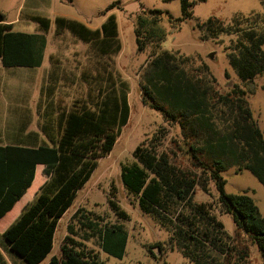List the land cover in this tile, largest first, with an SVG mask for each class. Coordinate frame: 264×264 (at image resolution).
<instances>
[{
	"label": "trees",
	"instance_id": "1",
	"mask_svg": "<svg viewBox=\"0 0 264 264\" xmlns=\"http://www.w3.org/2000/svg\"><path fill=\"white\" fill-rule=\"evenodd\" d=\"M180 1L183 20L191 19L194 3ZM117 3L104 10L106 18L96 28L78 19L56 17L57 33L67 30L90 47L89 62L78 76L81 89L70 102L57 98L61 77L54 70L50 85L42 88L45 108L39 129L29 130L30 122H22L5 130V140L0 138V230L7 246L29 264L41 262L52 252L61 217L92 177L99 160L112 152L130 120V84L116 67L123 49L119 21L111 13ZM168 13L148 9L137 15L138 50L153 47L155 55L142 88L146 100L166 121L176 120L180 125L188 144L189 164L163 146L166 133L161 127L136 147L135 161L122 166L121 178L141 210L168 231L170 246L193 264H247L249 259V253L232 241L215 205L195 200L198 186L211 195L216 193V204L252 237L264 262V217L256 200L247 191L226 193L222 174L239 162L264 184V132L244 89L264 76V17L237 15L231 23L211 17L198 24L209 37L233 36L226 51L239 82L220 92L208 67L193 68L188 64L190 56L163 47L166 32L160 22ZM29 17L40 29L51 28L50 17L39 13ZM43 37L15 30L4 19L0 22L2 65L41 66ZM65 79L70 80L68 76ZM203 153L210 161L202 158ZM34 187H39V193L23 206V199ZM110 205L120 218H129L113 198ZM82 217L87 221L82 225L98 233L102 249L123 259L128 245L126 229L121 224L101 226L85 214ZM69 231L62 254L53 255L48 264H103L87 251L83 241L71 236V227ZM0 264H9L1 249Z\"/></svg>",
	"mask_w": 264,
	"mask_h": 264
},
{
	"label": "rangeland",
	"instance_id": "2",
	"mask_svg": "<svg viewBox=\"0 0 264 264\" xmlns=\"http://www.w3.org/2000/svg\"><path fill=\"white\" fill-rule=\"evenodd\" d=\"M191 1L194 3L193 16L183 20L180 0H0V13L4 15L5 22L12 24L15 30L43 35L45 41L44 62L40 68H6L0 63V138L5 140V130L22 122H30L29 130L39 129L38 122L43 114L45 98L42 88L50 85V75L54 70H57L61 77L56 87L57 98L62 96L70 102L81 89L78 76L89 62L90 47L67 30L57 33V16L78 19L96 28L106 18L104 10L112 3L118 2L111 10L119 21L123 43V49L116 58V67L128 80L131 89V116L128 124L123 127L112 152L99 160L92 177L79 189L75 200L61 217L52 252L37 264H48L53 255L62 254L61 246L66 235L70 234V227L74 232L71 236L83 241L87 251L97 255L103 264H193L180 250L170 246L168 231L152 215L141 210L137 198L128 192L121 178L122 166L135 161L136 147L150 140L161 127L165 128L166 133L163 146L180 162L189 164L186 150L188 144L183 139L180 125L176 120L166 121L162 112L153 108L146 100L143 92L142 84L146 83L144 76L155 55H152L153 47L142 52L138 50L137 15L148 9L169 12L162 15L160 22L161 28L166 32L162 41L163 47L190 56L191 61L188 64L193 68L208 67L215 78L216 89L227 92L239 82L229 64L226 51V46L233 36L223 34L217 38L209 37L198 24L205 23L211 17L221 19L225 23H231L237 15L247 17L254 14V17L262 19L264 0ZM35 13L51 18L52 25L49 30L40 29L39 24L29 17ZM172 16L177 22L173 21ZM211 52H214L213 57L210 56ZM64 76H68L70 80ZM244 89L255 118L264 132V76H259ZM2 134L4 135L1 136ZM201 156L205 161H210L206 153ZM222 174L226 179V193L239 194L247 191L256 200L264 217L263 182L239 162L230 165ZM214 189L213 187V192ZM38 191L39 187H34L23 199V206L34 198ZM216 197V193L211 195L200 186L197 187L195 200L215 205V212L225 223L232 241L239 249L249 253L247 264H264L252 237L236 225L231 214L225 213L216 204ZM110 198L117 201L129 214L128 219L120 218L115 213L110 205ZM82 214L100 222L101 226L121 224L126 229L128 245L123 259L102 249L98 233L82 225V222L87 223ZM3 233L4 231L0 230V249L9 264H29L7 246ZM86 236H89V239H84Z\"/></svg>",
	"mask_w": 264,
	"mask_h": 264
},
{
	"label": "water",
	"instance_id": "3",
	"mask_svg": "<svg viewBox=\"0 0 264 264\" xmlns=\"http://www.w3.org/2000/svg\"><path fill=\"white\" fill-rule=\"evenodd\" d=\"M4 15L2 13H0V22H3L4 21ZM210 56L213 57L214 56V52H211L210 53Z\"/></svg>",
	"mask_w": 264,
	"mask_h": 264
},
{
	"label": "crops",
	"instance_id": "4",
	"mask_svg": "<svg viewBox=\"0 0 264 264\" xmlns=\"http://www.w3.org/2000/svg\"><path fill=\"white\" fill-rule=\"evenodd\" d=\"M44 62V61H43ZM1 63V62H0ZM42 65H43V63H42ZM41 65V66H42ZM41 66H39V67H35V68H31V69H36V68H40ZM43 93V92H42ZM44 100H45V98H44ZM43 100V104H44V106L42 107V110L44 111V108H45V101ZM42 103V102H41ZM42 105V104H41ZM40 121H41V118H40ZM39 121V122H40Z\"/></svg>",
	"mask_w": 264,
	"mask_h": 264
}]
</instances>
